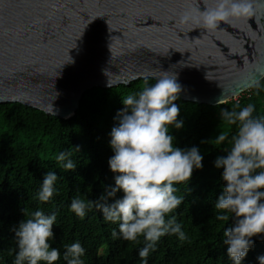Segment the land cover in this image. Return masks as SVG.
Here are the masks:
<instances>
[{"label":"water","instance_id":"1","mask_svg":"<svg viewBox=\"0 0 264 264\" xmlns=\"http://www.w3.org/2000/svg\"><path fill=\"white\" fill-rule=\"evenodd\" d=\"M211 3L0 0V103L66 120L86 92L162 72L177 75L183 101L235 99L264 78V10L211 32L179 21L185 9Z\"/></svg>","mask_w":264,"mask_h":264},{"label":"clouds","instance_id":"2","mask_svg":"<svg viewBox=\"0 0 264 264\" xmlns=\"http://www.w3.org/2000/svg\"><path fill=\"white\" fill-rule=\"evenodd\" d=\"M261 10L264 0H212L211 6L203 10L185 9L179 21H195L198 27L211 32L221 23L247 21ZM108 86H112L109 80ZM252 87L260 90L264 86L257 80ZM181 91L177 75L162 72L154 83L145 80L142 90L121 99L123 108L114 117L118 123L109 133L113 155L107 164L115 174L114 186L106 188L94 201L77 195L68 205V210L80 219L96 208L105 222L116 225L111 231L114 239L119 236L134 242L143 237L144 246L137 253L140 264H148L149 253L156 250L163 236L174 235L181 242L188 239L173 214L184 199L176 194V185L187 184L193 169L202 168L203 156L196 146H174L170 128L178 130L183 126V121L177 119L180 109L174 103ZM254 111L253 104H237L233 110L222 108L220 120L235 126V131L231 135L218 132L214 138L216 145H226L225 155L214 160V167L222 169L219 179L223 187L213 207L216 220H231L223 230V244L232 264H241L255 243L252 237L264 234V115H253ZM71 155L61 151L55 157L66 171L77 166ZM57 179L53 171L43 176L35 196L38 202L51 200ZM57 215L55 210L45 214L37 209L18 223L13 229L15 248L10 249L14 252L12 264H54L61 258V251L49 242L53 240ZM84 255L85 248L79 241L64 245L66 264H84ZM257 261L264 264V255Z\"/></svg>","mask_w":264,"mask_h":264},{"label":"trees","instance_id":"3","mask_svg":"<svg viewBox=\"0 0 264 264\" xmlns=\"http://www.w3.org/2000/svg\"><path fill=\"white\" fill-rule=\"evenodd\" d=\"M153 79H138L128 85L114 88H94L86 92L79 109L70 119H60L19 103H0V264H12L15 248L13 229L31 212L40 209L49 214L57 211V221L52 227L50 244L61 251L64 245L79 241L85 248L84 264H140L138 250L144 246L143 237L138 241L113 238L116 225L105 222L102 214L93 208L83 219L68 210L74 196L96 200L105 189L114 186V173L107 161L113 155L109 146L110 131L118 121L114 119L123 108L121 99L136 93ZM264 86V78L260 81ZM180 109L178 120L181 129L170 128L175 137L174 146L187 149L198 147L203 156L202 168L193 169L190 180L176 185L177 195L183 203L173 213L181 223L188 239L181 242L174 235L163 236L156 250L150 252L148 264H232L223 244V230L228 222L215 219L213 207L221 193L223 182L219 179L222 169L214 167L217 156L225 155L226 145L214 142L218 132L231 135L235 126L220 120L222 108L233 110L253 104V115H264V87H253L237 100L218 106H208L174 101ZM238 110V109H236ZM78 149V151H76ZM61 151L71 152L75 170L66 171L56 161ZM53 171L58 179L56 192L47 203L35 199L43 176ZM121 193H117L119 197ZM254 245L241 264H258L257 257L264 255V234L252 237Z\"/></svg>","mask_w":264,"mask_h":264},{"label":"rangeland","instance_id":"4","mask_svg":"<svg viewBox=\"0 0 264 264\" xmlns=\"http://www.w3.org/2000/svg\"><path fill=\"white\" fill-rule=\"evenodd\" d=\"M240 97V96H239ZM239 97H236L235 99H232V100H237Z\"/></svg>","mask_w":264,"mask_h":264}]
</instances>
